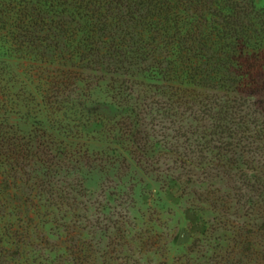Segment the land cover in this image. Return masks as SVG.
Instances as JSON below:
<instances>
[{
    "label": "rangeland",
    "instance_id": "obj_1",
    "mask_svg": "<svg viewBox=\"0 0 264 264\" xmlns=\"http://www.w3.org/2000/svg\"><path fill=\"white\" fill-rule=\"evenodd\" d=\"M4 35L0 141L35 157L16 173L0 153V264H264V220L228 177L127 153L123 78L66 79Z\"/></svg>",
    "mask_w": 264,
    "mask_h": 264
},
{
    "label": "trees",
    "instance_id": "obj_2",
    "mask_svg": "<svg viewBox=\"0 0 264 264\" xmlns=\"http://www.w3.org/2000/svg\"><path fill=\"white\" fill-rule=\"evenodd\" d=\"M0 30L66 79L123 78L127 153L228 177L264 220V7L255 0H0ZM156 146L163 161L150 155ZM2 152L16 173L35 157L15 141H0Z\"/></svg>",
    "mask_w": 264,
    "mask_h": 264
}]
</instances>
